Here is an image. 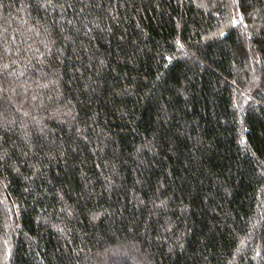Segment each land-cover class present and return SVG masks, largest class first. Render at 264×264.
<instances>
[{
	"label": "trees",
	"instance_id": "trees-1",
	"mask_svg": "<svg viewBox=\"0 0 264 264\" xmlns=\"http://www.w3.org/2000/svg\"><path fill=\"white\" fill-rule=\"evenodd\" d=\"M0 264H264V0H0Z\"/></svg>",
	"mask_w": 264,
	"mask_h": 264
},
{
	"label": "snow or ice",
	"instance_id": "snow-or-ice-1",
	"mask_svg": "<svg viewBox=\"0 0 264 264\" xmlns=\"http://www.w3.org/2000/svg\"><path fill=\"white\" fill-rule=\"evenodd\" d=\"M221 35H223V33H221Z\"/></svg>",
	"mask_w": 264,
	"mask_h": 264
}]
</instances>
